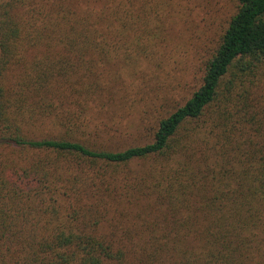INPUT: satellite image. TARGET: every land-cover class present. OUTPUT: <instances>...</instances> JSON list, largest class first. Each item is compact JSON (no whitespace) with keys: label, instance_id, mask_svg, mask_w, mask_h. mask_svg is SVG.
I'll return each mask as SVG.
<instances>
[{"label":"trees","instance_id":"1","mask_svg":"<svg viewBox=\"0 0 264 264\" xmlns=\"http://www.w3.org/2000/svg\"><path fill=\"white\" fill-rule=\"evenodd\" d=\"M231 1L198 86L151 87V15L209 0H0V264H264V0Z\"/></svg>","mask_w":264,"mask_h":264},{"label":"rangeland","instance_id":"2","mask_svg":"<svg viewBox=\"0 0 264 264\" xmlns=\"http://www.w3.org/2000/svg\"><path fill=\"white\" fill-rule=\"evenodd\" d=\"M235 7V2L231 0H209L206 8H192L185 17H179L176 9L159 10L157 15H151L154 19L159 18L158 24L160 25V29L156 32L159 33V38L164 41L161 42L159 48L160 55L158 54L156 58H160L163 61V65L161 67L152 68V74L148 79V84L151 87L166 85L164 79L168 77V75L171 77L176 75L180 64L183 65L184 62L195 60L193 58L197 56V60H195L196 65L194 67L195 80L192 86H198L202 75V61L206 60L212 53L214 43H208L207 47L210 49L208 53L207 51H202V53L197 55L194 52V38L199 33L203 32L204 24L207 22L214 24L210 27L212 33L221 31L226 26L229 16L236 10ZM211 35L212 34H210V36ZM123 78L128 80L126 75H123ZM134 118L135 115L128 116L125 119L123 118L121 125H127V123L132 122Z\"/></svg>","mask_w":264,"mask_h":264}]
</instances>
